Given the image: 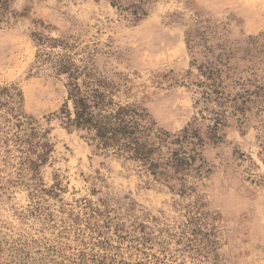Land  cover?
Listing matches in <instances>:
<instances>
[{"label": "rangeland", "instance_id": "rangeland-1", "mask_svg": "<svg viewBox=\"0 0 264 264\" xmlns=\"http://www.w3.org/2000/svg\"><path fill=\"white\" fill-rule=\"evenodd\" d=\"M128 1L146 14L110 0L10 2L0 86L20 90L26 118L17 128L0 108V264H264V112L226 108L216 123L198 71L220 60L232 79L264 80V0ZM61 58L169 140L183 129L199 139L149 138L155 175L91 144L64 124ZM180 148L194 155L185 168L167 162Z\"/></svg>", "mask_w": 264, "mask_h": 264}, {"label": "trees", "instance_id": "trees-1", "mask_svg": "<svg viewBox=\"0 0 264 264\" xmlns=\"http://www.w3.org/2000/svg\"><path fill=\"white\" fill-rule=\"evenodd\" d=\"M11 1L0 0V23L6 21L11 11ZM110 2L121 11H129L135 18L139 19L146 14L142 6L132 1L110 0ZM257 39L259 38H251L250 43L255 44ZM190 41L191 39L187 38L189 46ZM218 64H223L222 66L226 68L219 67ZM231 70L220 60L201 63L198 67L203 78L199 86L205 88L202 92L203 98L213 100L222 109L220 113H217L216 123L219 122L226 108L241 115L252 108L256 110V113L264 112V80L256 77L232 79ZM58 71L67 75L65 84L67 97L61 108L66 128L80 130L83 137L98 148L138 160L142 162V165H147L155 175L160 163L151 157L155 147L154 142H149V138L154 137L159 144L170 143L179 146L187 141L192 143L193 138L199 139L196 133L183 129L175 135V138L169 140L174 135L157 127L156 122L148 117L144 109L115 102L111 97L112 89L109 88V84L85 68H80L61 58L58 61ZM223 73L232 79L230 84H224ZM234 89L236 90L233 93ZM21 97L20 90L14 86H0V108L9 110L11 118L15 119L13 125L17 128L25 123L26 118L21 112L18 113L17 109ZM31 131H33L30 133L32 136L34 127H31ZM41 146L50 147V144L45 142ZM193 159V154H188L180 148L172 150V155L167 162L176 168H185Z\"/></svg>", "mask_w": 264, "mask_h": 264}]
</instances>
